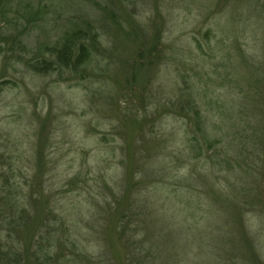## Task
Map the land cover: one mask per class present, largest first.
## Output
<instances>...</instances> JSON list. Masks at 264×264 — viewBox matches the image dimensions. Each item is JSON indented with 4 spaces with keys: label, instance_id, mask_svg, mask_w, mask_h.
I'll return each instance as SVG.
<instances>
[{
    "label": "rangeland",
    "instance_id": "obj_1",
    "mask_svg": "<svg viewBox=\"0 0 264 264\" xmlns=\"http://www.w3.org/2000/svg\"><path fill=\"white\" fill-rule=\"evenodd\" d=\"M134 1L50 0L46 16L22 23L31 30L6 32L14 48L0 43V174L10 164L47 181L14 196L24 224L1 241L23 261L40 259L41 243L62 254L60 264H126L143 236L133 226L119 234L117 218L101 211L102 178L112 188L136 182L137 159L162 150L158 188L177 215L162 227L168 257L160 264H264V0ZM74 26L94 28L101 44L84 77L27 69L36 57L52 60L45 45ZM142 111L160 137L141 151L140 127L151 126L137 118ZM127 147L136 163L125 168ZM188 188L195 206L181 200ZM8 191L0 189L1 209ZM88 253L100 255L90 262Z\"/></svg>",
    "mask_w": 264,
    "mask_h": 264
},
{
    "label": "trees",
    "instance_id": "obj_2",
    "mask_svg": "<svg viewBox=\"0 0 264 264\" xmlns=\"http://www.w3.org/2000/svg\"><path fill=\"white\" fill-rule=\"evenodd\" d=\"M49 1L50 0H38L37 7L33 9L30 0H0V43L3 41V39H5L8 46H6L7 50H13L14 44L7 41L8 37L6 36V32H9V36L11 35L10 37H12L15 34L25 32V30H31L32 26H24L22 23L26 21L32 13H35L37 16L36 19H42L44 16H46L48 14L49 8L51 7L49 6ZM123 1L129 2L132 5H136L134 0ZM171 1H173L175 4L180 3L178 0ZM169 14L171 15V12H169ZM19 40L20 38L17 39L16 43H19ZM100 47L101 44L99 43V38L94 28L88 26L87 29H84L81 26H74L63 35L58 44L53 43L50 45H45L47 52L51 55V57H53L52 60L36 57L33 60L25 63L27 69L34 73H41L44 71H58L59 73H72L74 77L80 74L81 77H84L85 75L82 73L85 70V66L90 63L92 57L94 56L91 48L95 52L100 53ZM131 76L135 85H137L136 76ZM129 80H131V78ZM132 87L134 88L133 85ZM3 90L4 87L2 84H0V93ZM192 110L194 112V118L196 121H198L197 126L199 121L204 126L205 120L203 116H201V113L197 112L195 108H192ZM146 115L147 114L143 113V111L136 113L137 118L141 119V124L144 126L146 122L151 120L150 118H146ZM150 122L151 126L149 127L148 132L144 131V127H140L139 136L142 137L143 141L141 144H138V146L141 145V151L143 150L142 148L145 144L153 140V136L160 137L157 135V133H155V130H153L154 120H151ZM203 131H205L203 138L206 139L208 131L201 129V135L203 134ZM146 134L147 138H145ZM126 149V151H122V154H124L125 157L120 158V160L122 162L121 164L126 162L125 168H128L130 164L136 163V157L135 154H133L135 153L134 151L130 152L128 147ZM161 151L162 150H158L152 155L147 154L144 159H141V161L137 159L139 162L137 168L138 170L136 171V175H138V177H136L137 180H135V177H133L136 182L133 181L132 177H126L122 180L116 181L114 183L115 188H112L109 186L110 184L108 181H106V178H102V188H99L102 190H100V193L103 200L101 204L99 202L101 211L103 213H107L109 211L111 216H115L117 218L116 229L119 234L120 232L126 233L127 229L133 226L130 231H132V233L138 232L143 236L137 246L130 247L125 251L124 261L126 264H160V262L164 260L163 256H167L168 254L162 241L163 239L161 236V230L162 227H164L166 220L168 218H175L177 212L174 211L172 213H168V210L164 204L167 196L166 188H158L161 187V185L159 186V183L162 177L161 170L163 168V160L159 156ZM9 166V172L0 174V189L9 188V191L4 197V202L2 201L4 206L6 205L8 209L0 208V264H60L62 254H59L57 251L55 256L51 255L46 249L43 248L41 243L38 247V249L41 250V258L36 260L32 259V261H30L28 254H26V257H24L25 260L23 261V256L18 252L16 246L15 248L12 246L7 248L6 244L1 241L2 231L7 233L6 231H8V228L13 227L12 230H14L15 227L19 228L24 224L22 223V212L17 214L19 207L17 198L15 199L14 196L19 195L20 193L22 194L21 188H33L34 183H37L39 187L43 186V188H45V183L47 181L44 178L35 177L36 175L34 176V174L30 177L26 173L23 175L16 174L14 171H12L10 164ZM155 177L158 178L156 179ZM151 178L153 179L151 180ZM72 179H77L80 181V174H76ZM175 191V189L169 191L170 195L174 194ZM180 197L184 204L193 206L196 205L193 189L189 190L188 188L185 192L181 193ZM94 203L98 205V202ZM157 204L162 205L164 208L159 210ZM238 209L241 210L240 208ZM4 210H9V214H11V216L6 217L7 215H2ZM240 215L242 216V210ZM232 217L237 220L240 218L239 214L236 212H233V214H228V218ZM151 218H153L151 221V224H153L151 230H154L156 232L155 234L153 231H150V226L152 225H146L147 220ZM148 232L153 233V235L149 234ZM34 233L35 232H33L29 238H33ZM48 233L47 239L53 235V232H50L49 234ZM169 233L170 232H168V234ZM244 234H246V232L243 230V233L238 235L245 236ZM47 242L49 243V241ZM27 243H32V240H28ZM147 245L149 246V252L146 254L148 256H146L144 253V248ZM25 250L26 252L28 251V246L25 247ZM99 255L100 253L98 256ZM98 256L94 255L93 253H88L87 259L88 261L93 262Z\"/></svg>",
    "mask_w": 264,
    "mask_h": 264
}]
</instances>
